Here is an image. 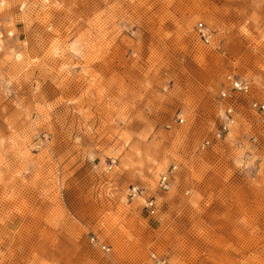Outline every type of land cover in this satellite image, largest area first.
Segmentation results:
<instances>
[{"label":"rangeland","instance_id":"374dc122","mask_svg":"<svg viewBox=\"0 0 264 264\" xmlns=\"http://www.w3.org/2000/svg\"><path fill=\"white\" fill-rule=\"evenodd\" d=\"M229 72L251 92L217 136ZM250 98L264 0H0V264H264Z\"/></svg>","mask_w":264,"mask_h":264},{"label":"built area","instance_id":"2783aa9c","mask_svg":"<svg viewBox=\"0 0 264 264\" xmlns=\"http://www.w3.org/2000/svg\"><path fill=\"white\" fill-rule=\"evenodd\" d=\"M197 34L204 43H209L211 38V32L202 23L199 22L196 25ZM251 92V83L245 78L236 76L233 73H227L223 79V87L218 92L219 108L222 114V122L220 124L219 132L217 136H221L223 133H227L230 128L236 122L237 108L236 102L241 97H245ZM247 107L250 111L264 112V102L261 100L250 98L247 102ZM179 123L183 121L182 118L177 117ZM209 144L208 140L202 143V147ZM175 165L170 166L159 178V187L165 189L170 184V178L175 170ZM132 194L136 195V187L132 188ZM144 207L149 214H154L156 211V204L153 198H148L144 202ZM90 242L94 243V238H90Z\"/></svg>","mask_w":264,"mask_h":264}]
</instances>
